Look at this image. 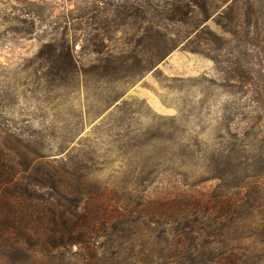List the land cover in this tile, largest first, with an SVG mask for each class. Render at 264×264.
<instances>
[{
    "label": "rangeland",
    "instance_id": "rangeland-1",
    "mask_svg": "<svg viewBox=\"0 0 264 264\" xmlns=\"http://www.w3.org/2000/svg\"><path fill=\"white\" fill-rule=\"evenodd\" d=\"M160 1L0 0V145L16 160L43 153L63 159V166L78 164L90 187L116 193L130 205L165 190L214 189L219 181H206L212 157L220 159L235 142L228 127L231 133L248 131L258 114L252 81H229L227 71L241 65L252 75L260 68L250 35L264 28V0H248L250 8L242 0L243 9L217 12L199 37L145 71L132 66L110 79L82 71L79 83L60 88L43 79L48 53L41 56V50L53 39L73 42L83 69L90 64L82 44L96 33L113 50L129 46L145 59L151 39L142 38V12L126 17L118 10L134 4L149 14V5ZM236 23L237 36L243 34L237 43L225 32ZM248 30L250 37H244ZM241 213L253 224L264 220V207L254 215ZM253 224L239 226V243L254 251L248 264H264V231ZM32 263L63 264V257L37 254Z\"/></svg>",
    "mask_w": 264,
    "mask_h": 264
},
{
    "label": "trees",
    "instance_id": "trees-1",
    "mask_svg": "<svg viewBox=\"0 0 264 264\" xmlns=\"http://www.w3.org/2000/svg\"><path fill=\"white\" fill-rule=\"evenodd\" d=\"M241 3L161 0L149 5V14L134 4L126 5L118 10L119 16L141 11L145 18L142 38L151 39L145 59L130 52L129 46L113 50L96 33L82 44L90 64L83 69L74 43L53 39L41 50V56L48 53L43 56V79L49 87L60 88L79 83L82 71L103 79L137 65L145 71L177 45L199 37L200 31L205 32L202 25L217 12L222 16L238 7H251L248 0ZM104 27L111 28L107 18ZM237 28L236 23L225 29L236 37L235 43L243 37L237 36ZM250 36L260 68L252 76L236 65L227 71V80L252 81L258 114L248 131L246 127L231 133L228 127L235 142H229L220 159L212 157L213 172L206 181H219L214 189L201 191L186 184L189 190H165L156 198L140 197L130 205L116 193L112 196L111 191L90 187L78 164L63 166V159L43 153L16 160L0 145V261L33 264L37 254L62 256L63 264H248L254 259L252 247H242L237 233L239 226L253 224L242 209L254 215L264 207V28ZM253 227L264 231V220ZM75 246L77 251L72 252Z\"/></svg>",
    "mask_w": 264,
    "mask_h": 264
}]
</instances>
